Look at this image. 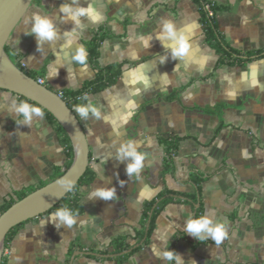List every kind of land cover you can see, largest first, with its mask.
Here are the masks:
<instances>
[{"label":"crops","instance_id":"crops-1","mask_svg":"<svg viewBox=\"0 0 264 264\" xmlns=\"http://www.w3.org/2000/svg\"><path fill=\"white\" fill-rule=\"evenodd\" d=\"M211 1L222 6L215 24L225 47L237 53L234 62L222 61L207 42L195 0H80L82 6L91 4L100 18H82L86 27L71 47L61 39L45 44L42 52L35 35L25 34L31 27L25 22L40 12L56 21L61 34L70 31L73 23L61 22L59 13L70 0L32 1L5 44L26 72L44 78L55 92L80 88L95 76L88 43L102 32L98 66L118 63L121 73L112 85L89 94L108 122L80 120L93 180L79 187L77 224L57 228L50 220L55 212L23 222L5 248L3 264H168L153 251L166 246L186 264H264V0ZM164 18L187 30L190 58L173 60L165 52L156 38ZM141 36H152L149 48ZM79 46L86 49V67L73 59ZM164 55L168 59L161 63ZM12 100L20 101L0 89V205L17 192L51 181L53 172L66 170L70 162L55 126L45 116L30 128L18 126L9 114ZM129 140L146 153L142 173L132 179L127 161L116 158ZM175 140L172 169L167 170L165 141ZM192 173L204 178L195 201L178 195L196 192ZM120 181H125L123 187ZM96 187H115L117 199L89 200ZM164 190L175 191L180 201L163 207L145 241L151 217L150 211L143 225L145 205ZM198 209L199 217L212 211L229 222V236L221 246L186 234L185 222ZM140 231L144 237L135 243ZM123 237L131 250L115 253L113 242Z\"/></svg>","mask_w":264,"mask_h":264},{"label":"clouds","instance_id":"clouds-1","mask_svg":"<svg viewBox=\"0 0 264 264\" xmlns=\"http://www.w3.org/2000/svg\"><path fill=\"white\" fill-rule=\"evenodd\" d=\"M59 13L62 14L64 19L63 23L72 22L73 28L70 31H65L61 34L57 27L56 21L46 14L36 12L25 23L31 25L30 30L26 31L27 35H35L38 45V50L42 52L45 44L56 45L58 41L63 39L65 47H71L75 43V37L86 27L82 22V18H87L90 21H97L100 18L99 13L95 8L89 4L87 7L82 6L80 0H70L65 2L59 8ZM186 29H178L176 23L170 18L161 20V30L156 34V38L161 42L165 48V52L171 54L173 60L184 61L192 55V44L190 38L186 35ZM139 39L143 42L145 48L151 46L150 42L152 36L147 38L141 36ZM19 44V40L15 41ZM75 62L86 67L87 52L83 46H79L73 56ZM167 55L161 56L160 62H166ZM178 65L176 66V68ZM176 71V69H175ZM163 76H167L164 74ZM147 84V79L145 78ZM7 99V96H5ZM82 100L88 103L80 104L75 107V112L84 121L95 119L96 121L108 122L109 117L105 116L101 107L91 102L88 94L82 97ZM9 114L16 118L18 126L31 127L34 120H43L44 111L41 107L34 106L27 101L12 100L9 108ZM22 117V120L20 119ZM140 144L134 140H129L122 144L117 150L116 158L120 162L127 161L126 173L132 179L134 176L139 177L145 166L146 153L139 150ZM106 162V161H105ZM101 179H105L103 176ZM59 183L68 188L69 191L75 188V184L70 181L60 180ZM125 181H120L123 187ZM100 198L104 201H114L117 199V190L115 187H96L89 196V200ZM79 213H73L67 206L61 207L50 216L51 222L57 227L66 226L72 229L78 222ZM47 220L44 222L46 223ZM81 224L84 221H80ZM229 222L227 220H220L216 217L215 212L210 211L208 214L200 217L189 215L185 222L186 234L192 236L198 241L205 243L211 239L214 241L215 246L219 247L229 236ZM154 256L157 260L166 261L168 264L175 262V264H186L183 256L172 250L170 246H166L163 250L154 248ZM191 264H196V261H191Z\"/></svg>","mask_w":264,"mask_h":264},{"label":"water","instance_id":"water-1","mask_svg":"<svg viewBox=\"0 0 264 264\" xmlns=\"http://www.w3.org/2000/svg\"><path fill=\"white\" fill-rule=\"evenodd\" d=\"M33 0H0V89L24 96L46 109L65 131L72 147V160L63 174L15 201L0 214V264L5 250L7 233L16 225L44 214L68 192L59 183L75 185L88 167V145L80 120L62 97L20 69L5 51V44ZM146 226L145 235L149 228ZM131 248L121 254L129 252Z\"/></svg>","mask_w":264,"mask_h":264},{"label":"trees","instance_id":"trees-1","mask_svg":"<svg viewBox=\"0 0 264 264\" xmlns=\"http://www.w3.org/2000/svg\"><path fill=\"white\" fill-rule=\"evenodd\" d=\"M195 1L199 5V10H200V14H201V22L203 25V31L205 33L207 42L209 44H211L217 52H219L222 61L234 62L235 60H237L238 59L237 56L234 57V55H233V54H237V53L232 52L231 50H229L228 48L225 47V45L222 43V39L220 37V34L216 28L215 14L222 8V6L217 5L216 3H214L211 0H195ZM206 6H208L209 9L212 11L211 16L208 14ZM103 38H104V34H102V32H97L94 35V37L88 43L89 61L92 65V67L95 69V76L92 79L85 81L82 84V86L76 90H62L60 92H57L58 94L59 93L61 94L62 99L65 101L67 106L72 110V112L75 114V116L77 118L79 116L75 112V110H73V106L74 105L78 106L80 104L86 105V101L82 100V97L85 94H88V95L89 94H95V93L102 91L106 87L115 83V81L117 80V78L119 77V75L121 73V65L118 63H112V64L106 65L104 67L98 66L97 58H98V53H99V46H100ZM5 51L8 53L6 46H5ZM8 55L10 56V58L13 60V62L20 69L24 70L21 67V64L19 61L14 59V57H12L9 53H8ZM26 74L29 75L30 77L36 79V80L38 77H40V76L36 75L35 73H31V72H26ZM18 97H19L20 101H27L28 103H30L34 106L41 107L37 103L30 101L29 99L25 98L24 96H18ZM78 98H80V99H78ZM42 109L44 111V116L55 126V129H56V131L60 137L61 143L65 146V148L67 150V154H68L69 159H70V162H69V165H70L73 154H72V147L70 145L69 139H68L65 131L63 130V128L57 123V121L52 116V114L49 113L46 109H44V108H42ZM165 145L167 147V157L165 160V167L167 168V170H171L172 169L171 168V157L175 151L176 140L172 141V142L165 141ZM63 172H64L63 170L56 169L52 174L51 180L56 179L57 177L62 175ZM92 180H93V174L91 173V171L87 167L86 171L84 172V174L81 176V178L79 179V181L75 185V188L73 190L69 191L56 205H54L49 211H47L45 213L56 212L61 207L67 206L74 214L75 213L81 214L82 205H81V201H80L79 187L81 185L90 184L92 182ZM203 180H204V178L202 176L197 175L195 173H192L191 174V181L196 186V192L193 194L178 193V195L186 197V199H191L192 201H195L197 199V197L199 196L200 185H201V182ZM31 191H33V190L26 189V190H22L20 192H17L15 198H11L8 201H5L3 204L0 205V214L3 211H5L8 207H10V205L12 203L23 198L26 194H28ZM175 194H177L175 191L164 190L163 192H160L155 197V199L149 201L145 205L143 225L146 223L147 218H148V214L151 211L150 224H149V228L147 231L145 241L148 240L150 233L152 232V230L154 228L155 219L158 216V214L160 213V211L163 209V207L167 203H169L173 200L180 201L179 198H174ZM199 211H200V209L197 210V213L195 215V217H197V218L199 217ZM22 224L23 223L16 225L7 233V236L5 239V248L7 247V244L9 242V240L11 239V237L16 233V231L19 229V227ZM143 237H144V231H140L138 234H136L133 237V241L135 243H138L142 240ZM113 244L115 245V248L113 250L115 253L121 252V251L129 249L131 247V243L128 242V238H126V237L117 238L113 242ZM134 250H136V248L133 249L131 252H133ZM126 256L127 255H124L123 257L125 258ZM3 262H4V256L2 257L1 264H3Z\"/></svg>","mask_w":264,"mask_h":264},{"label":"built area","instance_id":"built-area-1","mask_svg":"<svg viewBox=\"0 0 264 264\" xmlns=\"http://www.w3.org/2000/svg\"><path fill=\"white\" fill-rule=\"evenodd\" d=\"M206 9H207V11H208V14L211 16V15H212V11L209 9L208 6H206ZM20 64H21V67L24 69V67H25L24 63L20 62ZM37 82L40 83V84H44V85H45V80H44V78H42V77H38V78H37ZM59 95L61 96L60 93H59ZM78 99H80V98H78ZM75 107H76V105L73 106V110L75 109ZM78 116H79V115H78ZM78 120H81L80 116L78 117ZM4 253L6 254V251H5V250H4V252H3V256L5 255Z\"/></svg>","mask_w":264,"mask_h":264}]
</instances>
